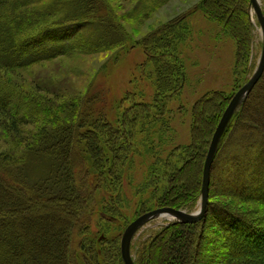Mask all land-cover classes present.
Instances as JSON below:
<instances>
[{"label":"trees","instance_id":"1","mask_svg":"<svg viewBox=\"0 0 264 264\" xmlns=\"http://www.w3.org/2000/svg\"><path fill=\"white\" fill-rule=\"evenodd\" d=\"M170 1L148 0L140 13L147 19ZM199 7L235 40L241 89L249 82L247 64L256 42L251 1L203 0ZM113 12L107 0H0V74L6 81L0 86V145L12 142L0 150V264H124L121 237H108L121 210L131 206L123 197L122 180L140 157L136 137L150 146L155 138L159 146L170 143L166 115L186 81L179 51L189 29L185 16L175 17L133 44L122 18ZM35 29L42 33L30 35ZM131 45L145 52L138 77L154 82L152 103L135 99L127 108L115 105L105 86L94 82L85 92L73 85L51 93L54 100H38L6 75L61 57L95 56ZM226 101L215 92L197 102L191 145L181 149L178 159L171 153L161 161L166 180L162 188L151 182L155 174L149 168L152 180L147 178L138 190L149 200L137 206L139 216L162 208L195 209L209 147L230 103ZM232 134L238 146L227 156L233 170L227 183L231 195L264 208V75L234 116L211 175ZM236 206L224 201L213 208L216 225L228 241L226 264H264V219L247 220ZM210 207L208 203L207 217ZM95 216L100 217L96 231ZM207 217L197 224L174 222L147 231L132 245L135 264H197L194 245Z\"/></svg>","mask_w":264,"mask_h":264},{"label":"rangeland","instance_id":"2","mask_svg":"<svg viewBox=\"0 0 264 264\" xmlns=\"http://www.w3.org/2000/svg\"><path fill=\"white\" fill-rule=\"evenodd\" d=\"M202 1L171 0L164 8L157 10L156 13L146 19L140 11L142 10V6L148 3V0H107L114 10L113 13H116L118 18H122L120 22H122V26L134 41L133 44L158 28V26L168 23L175 17L185 16V24L189 29V39L181 45L179 51L184 65L186 81L181 94L168 104L169 112L166 115L170 120L171 134H173L170 138V143L168 141V144L162 147L158 144L159 139L155 138L154 146H150L143 142V138H140L141 136L136 137L140 157L135 158L133 168L126 172L122 180L123 197L127 204L131 206L129 209L123 208L121 210V217L118 218L117 224L112 225L111 231L108 234L109 238L120 236L122 240V236L128 226L143 216H139L136 213V208L139 203L149 199L146 196L147 193L141 198L138 190L147 178L148 180H152L149 168L154 169L153 173L155 174L154 180L151 182L157 185L158 188H162L166 180L161 173V161H167L171 153L174 160L178 159V154L182 153L181 149H185L191 145L193 109L197 102L205 95L215 92L220 93L225 100L227 99L226 103L231 102L232 98L240 90L239 88L244 84L241 83L242 74L236 72L235 69L237 62V44L235 40L231 36L226 35L219 25L200 9L199 5ZM259 3L263 10L264 0H259ZM221 5L222 7H226L224 3H221ZM134 10H136L135 14H133ZM6 16L10 15L6 14ZM251 16L256 27V42L250 64H247L248 70L251 69L248 80L251 79L258 67L263 47L260 24L253 9H251ZM53 21L54 19L51 23ZM119 24L121 25V23ZM75 32L76 30L74 29L69 30L70 34ZM40 33H42L41 30L36 31L35 29L29 34L36 35ZM145 61L146 55L143 49L141 47L134 48L131 45L130 47L116 48L109 53L95 56L61 57L50 62L40 63V65L31 67L28 70L13 73L7 72L6 75L8 81L10 80L14 85L21 87L25 92H30L34 96L33 98H37L38 100H46L47 98L54 100L51 93L54 94L62 88L65 91L69 87L72 89L71 86L73 85L85 92L89 83L94 82L95 85L105 86L109 92V99L113 104L120 105L119 103H123L122 105L127 108L130 106L131 101L135 99L147 103H152L154 100V82L152 83V80L148 78L142 82L138 77L139 66L144 64ZM2 81V74H0V86L6 82ZM10 88H12L11 85ZM129 93H134V95L132 94L133 96L129 98ZM126 98L128 100L124 103L123 100ZM109 108H111V105ZM204 115L207 119L212 117L210 116L211 114ZM1 120L2 118L0 117V132L4 130V127H1ZM5 135L9 136L6 133ZM6 136L3 135L4 138ZM236 137V135L232 134L226 138V143L219 155L220 158L218 159L215 172L211 175L209 191V203L211 207L208 217L206 216V221L198 228L200 233L203 230L204 233H201L200 236L198 235V238L201 239H198L196 242V244L199 243L198 245H194L195 247L197 246V264H226L229 259L228 254L230 252L224 248L225 243H228V241L224 239V235H222L221 230L216 225L213 215L214 207L223 204L224 201H229L237 205L238 212L243 215L245 214V219H264L263 207L255 203L248 204L242 202L243 200L240 198L231 195L233 193L228 187L227 183L232 177L230 173L233 172L229 167L228 157L235 154L233 151L238 146V139ZM11 145L12 142L4 140L0 145V150L4 151ZM150 187L152 188V186ZM117 195L118 193L116 197ZM98 199L102 201L100 197ZM200 205L201 194L195 209L187 213H197L200 210ZM246 212L250 213L246 214ZM99 218V216L93 218L92 228L95 231L99 224ZM174 222L176 221L167 218L150 222L140 230L133 243L147 231L158 230ZM128 223L130 224L127 225ZM254 223L257 224V222ZM261 226L264 229V223Z\"/></svg>","mask_w":264,"mask_h":264},{"label":"water","instance_id":"3","mask_svg":"<svg viewBox=\"0 0 264 264\" xmlns=\"http://www.w3.org/2000/svg\"><path fill=\"white\" fill-rule=\"evenodd\" d=\"M250 1L262 32V54L255 73L253 74L249 82L244 85L232 98L212 138L204 165L200 210L195 214H189L186 211L182 210L162 208L151 211L136 219L128 226L122 236L121 256L124 264H135V259L132 255V243L140 230H142L150 222L161 218H167L169 220L176 221L177 223L192 225L201 222L207 215L211 173L220 144L234 116L241 108V106L245 103L249 95L252 93V91L264 75V13L260 6L259 0Z\"/></svg>","mask_w":264,"mask_h":264}]
</instances>
